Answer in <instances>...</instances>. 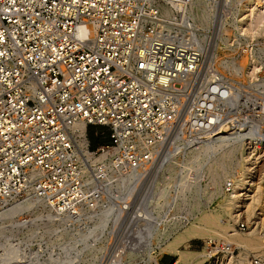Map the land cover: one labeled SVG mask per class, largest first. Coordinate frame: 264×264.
<instances>
[{"label": "built area", "instance_id": "built-area-1", "mask_svg": "<svg viewBox=\"0 0 264 264\" xmlns=\"http://www.w3.org/2000/svg\"><path fill=\"white\" fill-rule=\"evenodd\" d=\"M219 1L0 0V264H35L20 258L34 254L21 235L37 211L6 216L30 193L51 215L36 221L68 234L116 218L111 251L124 242L123 256H157L161 240L195 220L196 191L204 207L213 205L211 180L193 169L181 185L187 170L174 157L183 160L199 134L223 122L264 142L257 123L232 112L241 113L246 84L218 64L243 55L264 64V39L226 33L219 42L231 12ZM201 13L213 15L207 29ZM89 126L105 127L109 143L91 148ZM171 164L178 177H167ZM233 186L227 178L221 190ZM202 249V264L225 255L229 264H264L259 256L244 263L224 238Z\"/></svg>", "mask_w": 264, "mask_h": 264}, {"label": "rangeland", "instance_id": "rangeland-1", "mask_svg": "<svg viewBox=\"0 0 264 264\" xmlns=\"http://www.w3.org/2000/svg\"><path fill=\"white\" fill-rule=\"evenodd\" d=\"M248 1L249 0L246 1L241 13L236 17L233 27L235 28V31L239 32V34L245 37L246 40H255L259 38L264 39V20L261 22L262 24L255 27L250 25V20L252 19L251 17L246 18L248 19L249 23L245 22L246 19L244 18V15L248 14L245 13ZM227 33L230 36H234V30L231 27H229V31ZM218 50L221 54L223 53L222 47L218 48ZM248 53L250 56V52ZM221 54L220 56H222ZM225 56H231V53L227 52ZM229 59L225 62H222L223 65H221V67H224L223 70L225 69L224 71L228 75L230 74L231 78L237 81L241 80V82L245 83L246 86L244 88L247 90V93L245 94V100L242 101L241 113L240 111L232 112L236 116L240 114V117H244L248 124L251 121L257 123L260 131L264 134V120L260 119V116L262 115V109L258 107L259 103H264V64L256 57L249 58L247 55H243L238 59L239 62L242 61L241 63H236ZM248 60L253 61L248 62ZM221 128L225 130L224 132H228L226 126L222 125ZM94 129L103 130L105 137L102 139L108 140L106 136L107 132L109 131L105 127H94ZM249 142L251 141L247 140L241 142L240 146L237 149H234V153H232L233 155H231V158L224 157L225 159H223V155L221 158H219L218 155L220 151L210 153L206 158L208 160L206 164H210V173L213 174V178L215 180L220 178L226 170H231L230 172L235 178H239L241 175L239 180L235 182L233 189H235L239 182L243 181V179L247 177L249 173L245 172V167L247 164H251L254 172L253 182L251 186L248 187V190H246L245 195L250 196L257 192L258 199L255 201V203H252L251 198H246V200H243L241 206L237 205L236 207L232 204L233 199L229 197L233 192V189L227 192L219 191L216 192L217 194H213V205L209 208H206L202 205V198L204 197L203 193L196 191L194 196L197 198L198 205L193 206L191 209L198 210L196 216H198L201 210L206 212L200 213V215L196 217L195 220L190 221L188 224H186V226L182 227L173 238L166 241L164 245L160 247L159 254L156 257L161 263H176V257L167 252V250H169L171 247H176L177 250L185 254H202V258L206 259L204 256H206L205 253L207 251L206 249L202 248L205 246V243L214 238H224L230 244L236 246V248H238V251L236 252H239L244 263H246L249 257L252 256L264 258V142L261 144L259 142L256 144ZM108 143L109 142H103L99 145ZM238 150H240V155L238 153L236 154V151ZM204 161L205 159L202 160V163H205ZM214 165L217 166L216 169H214ZM225 178L227 179L230 177ZM248 179L249 177L246 180ZM219 181L220 180H218V182ZM223 183L224 181L221 182V186ZM245 197L246 196H244V198ZM31 208L32 207L27 209L25 212H28ZM236 211H238V213H236ZM235 216L237 217L235 218ZM39 217H41V214H34L33 221L37 220ZM46 217L50 219L48 215H46ZM206 220L212 221V229L210 228L208 230L209 234L207 236H204L202 239H198L194 237H186V235H184V233L186 234L187 231H196L198 229L204 228L205 223L207 222ZM240 222H244L245 224L243 230H240L238 227H236V224ZM228 225L233 226V232H228V230H226L224 234H218V231H220L221 228ZM107 230H109L108 233L110 234L111 230ZM214 232H217L216 234H218V236L213 234ZM21 236H26L24 239L27 241L28 249L34 252V254L31 252H29V254L27 252L22 254V258H20L21 262H29L30 260L34 259L35 264H106L109 259H112L114 262H116L117 259L124 257L130 263H144L147 261L148 257V254L143 252L131 254L126 253V255L123 256V243L122 245L119 244L117 246L114 251L115 255L109 257L111 248L116 242L115 238L110 239L109 243H107V239H102L100 242L95 241L94 244H92L93 242H90V239L84 241H72L76 234L71 236L61 229H55V226L45 225L39 221H35L31 228L22 230ZM237 237L243 240L248 238L246 242H250V240H252L251 246H238L234 243L235 241L240 240ZM106 243L109 245L108 249H106V252H104L103 249H105ZM99 247H101L100 250ZM151 258L156 259L155 257ZM215 259L216 258H214L211 263L215 262ZM217 259L219 260L216 264L230 263V257L228 256L223 257L221 261L220 258ZM109 264H111V262Z\"/></svg>", "mask_w": 264, "mask_h": 264}, {"label": "bare ground", "instance_id": "bare-ground-1", "mask_svg": "<svg viewBox=\"0 0 264 264\" xmlns=\"http://www.w3.org/2000/svg\"><path fill=\"white\" fill-rule=\"evenodd\" d=\"M246 1L247 0H243V1H241V0H220L219 1L221 5L229 7L231 10V12L228 15L229 17H227V18L223 17V19H225L226 20L225 23L227 25H229L234 30V36H236V37L241 36V34H239V32L235 31L233 24L235 22L236 17L241 13V10L243 9ZM239 2H240V6L238 7ZM247 3L248 4L246 6L245 13L246 14L248 13V14L244 15V18L245 19L247 17L252 18L250 20L251 26L255 27L257 25L262 24L261 22L264 20V0H249ZM212 17H213V15L211 13H201L198 16L199 21L201 23V26L203 28L207 29V26L210 24ZM245 22H248V19H246ZM226 33H227V28L219 26V31L217 30V35H218L217 38L219 39V42L223 43L224 41H226V39H227L225 36ZM241 37L243 38L245 43H252L253 41L256 40V39L255 40H246L245 37H243V36H241ZM227 60L228 59L221 60L220 62H218V64L223 65L222 62H225ZM229 60H233L236 63L242 62V61H240V62L235 61L232 58ZM249 61H253V60H248V62ZM215 62H216V57H215ZM256 75H257V73H256ZM240 82H241V80H240ZM231 120H233L232 117H231ZM222 125L227 127L228 132H224L225 130L223 128H221ZM230 128L231 127L229 125H227V122H223V123L219 124L212 132L199 134L198 138L201 141V143L199 144V147H197L195 149L185 150L184 152H182L183 157L182 156L181 157L183 158V160H181V161L179 159H177V155L174 157V159L172 160L173 164L174 163L180 164V166H182L184 169L187 170L185 173L182 174L181 178L178 179V181L180 182L181 185H184L185 180L190 178V176L193 177V173L191 172V171H193V169L194 170H200L201 174H203L204 176H206L208 179L211 180L212 184H214V187H215L213 194H217L216 192L222 191L221 190V182L224 181V179H226L225 177H230L233 180L234 185H235V182L239 180L241 175L239 176V178H235L234 175L231 174V172H230L231 170H226L225 173L220 178H217V180H215L213 178V174L210 173L211 172L210 168H209L210 164L209 165L206 164V162L208 161L206 158L209 156L210 153L220 151V153L218 155L219 158H221L222 155H223V159H225L224 157L231 158V155H233L232 153H234V149H237L240 146L241 142L249 140L250 139L249 137H252L253 139L255 137V136H252L250 133H241L238 131H229ZM260 137L262 138L263 136L261 135ZM251 142H249V143H251ZM237 153L240 155L241 154L240 150L236 151V154ZM184 156H185V158H184ZM204 159H205V161H204L205 163H202V160H204ZM251 166H252L251 164H249V165L247 164V166L245 167V172H247L249 174L247 175V177L245 179H243V181H241L237 184L235 189L232 188L233 192L229 196L231 199H233L232 204L235 205L236 207H237V205L241 206L243 200L244 199L246 200V198L247 199L251 198L252 203L253 202L255 203V201L258 199L257 192L254 193L253 195H250V196L245 195L246 190H248V187L251 186V184L253 182V173L254 172H253V169ZM216 167L217 166L214 165V169H216ZM165 170H166L165 172L168 175L167 177H169V178L178 177L177 175H178L179 171L177 169H175V167L172 166V164L167 166L165 168ZM216 174H218V173H216ZM198 177L199 178L196 179L197 181H199L200 177H202V176H198ZM248 177H249V179L246 180ZM218 180H220V181L218 182ZM244 196H246V197L244 198ZM40 204H41L40 200L36 196H34L32 193H30L27 195V197H25L23 200H20L11 209L6 211V216L7 217L12 216L13 217L15 215H19L20 213L25 212L27 209L32 207L28 212H25V213H31L32 214L34 211H37L35 214L39 213V214H41V216L48 215L51 219V215L49 213L43 214V212L41 210H39ZM193 205L197 206L198 202L193 203ZM240 206H238V207H240ZM248 207H249V205H248ZM247 209H249V208H247ZM202 212H206V211L201 210L199 212L198 216ZM210 212H212V211H210ZM25 213H22V215H24ZM236 213H238V211H236ZM198 216H196V217H198ZM236 217L237 216H235V218ZM33 220H34V215L30 218V222L36 221V220L35 221H33ZM206 221L207 222L205 223L204 228L198 229L196 231L195 230L187 231L186 234L184 233V235H186V237H194V238H198V239H202L204 236H207L209 234L208 230L211 228L212 221H210V220H206ZM115 223H116V218L112 221L111 224L109 223L108 219H102L100 221L94 222L93 225L89 227V229H85L82 231H75L74 234H76V236L73 237L72 241H80V240L84 241V240L90 239V242H93L92 244H94L95 241H99V242L102 241V237H104V235H106V232H107V235L105 236V238H103V240L107 239L108 240L107 243H109V241H110L109 237H110V234L112 233V229L114 228ZM188 223L181 224L179 227L174 228L173 231L170 232L164 240H161L158 243V245H157L158 250L160 249V247H162L164 245V243L166 241L173 238L176 235V233L178 231H180V229L182 227L186 226V224H188ZM109 225H110V227H109ZM107 229L111 230L110 234L108 233L109 230H107ZM226 230H228V232H233V226L228 225V226L221 228V230L218 231V234L222 235L221 233L224 234ZM101 231L102 232L104 231V232L102 233ZM216 233L217 232H214L213 234H216ZM218 234H216V236H218ZM69 235L72 236L73 232H71V234H69ZM222 237H224V236H222ZM246 237H248V236H246ZM182 238H184V237H182ZM180 239H181V237H180ZM238 239H240V238H238ZM245 239L246 240L240 239L238 241H235L234 243L240 247L251 246L252 240H250V242H251L250 243V242H246L248 238H245ZM107 243H106L107 248L105 247V249H103L104 252H106V249H108L109 244H107ZM100 248L101 247H99V250H100ZM114 248L112 249V251H110L109 257L115 255V253H114L115 249ZM123 248H124V242H123ZM167 252H169V254L176 257V263L175 264H202L205 260L202 258V256H203L202 254H185V253L177 250L176 247H173V248L171 247L169 250H167ZM226 256H228V255H225L224 257H226ZM148 257H149L148 258L149 260H154V258H151V257L156 258V254L149 253ZM119 259L122 260L125 258L122 257ZM218 260L219 259L216 258L215 262H212L211 264H216L218 262ZM110 262H111V264L115 263L112 259H109L106 264H109Z\"/></svg>", "mask_w": 264, "mask_h": 264}, {"label": "trees", "instance_id": "trees-1", "mask_svg": "<svg viewBox=\"0 0 264 264\" xmlns=\"http://www.w3.org/2000/svg\"><path fill=\"white\" fill-rule=\"evenodd\" d=\"M95 126H89L88 127V138L90 140V145L91 148H95L96 146H98L100 143L103 142H109V132H107V136L106 138H108V140H103L100 135H96L95 132H101L103 130H98V129H94ZM97 128V127H96ZM105 137V136H104Z\"/></svg>", "mask_w": 264, "mask_h": 264}]
</instances>
